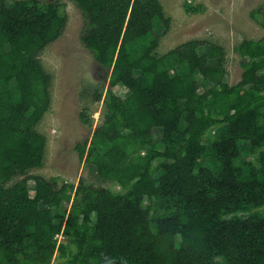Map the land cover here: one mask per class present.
I'll return each mask as SVG.
<instances>
[{
	"label": "trees",
	"instance_id": "1",
	"mask_svg": "<svg viewBox=\"0 0 264 264\" xmlns=\"http://www.w3.org/2000/svg\"><path fill=\"white\" fill-rule=\"evenodd\" d=\"M73 1L86 18L82 43L108 76L93 89L94 99L105 90L104 119L75 148L120 189L54 188L55 178L26 174L43 165L36 124L50 103L36 55L67 16L58 1L0 0V264H264V43L235 47L242 73L229 85L212 42L155 54L154 22L168 26L159 0ZM257 13L264 25V4Z\"/></svg>",
	"mask_w": 264,
	"mask_h": 264
},
{
	"label": "rangeland",
	"instance_id": "2",
	"mask_svg": "<svg viewBox=\"0 0 264 264\" xmlns=\"http://www.w3.org/2000/svg\"><path fill=\"white\" fill-rule=\"evenodd\" d=\"M13 0H7L11 4ZM41 2L58 1L67 16L65 27L59 37L47 44L39 52L37 59L44 70L50 74L48 87L50 103L42 118L36 124L38 132L46 137L43 165L27 171V175H37L46 180L55 178L54 188H59L63 180H80L95 187L119 190L114 182L99 177L95 167L84 159L80 160L75 144L90 141L95 130L101 125L105 112V90L103 98L94 99V87H107L108 76L96 62L91 52L81 40L86 29V18L73 0H39ZM168 26L165 29L161 21L154 22V31L159 34L155 54L161 56L189 40L212 42L222 48L225 74L222 80L234 85L241 78V57L235 47L243 39L260 40L264 43V25L259 21L257 10L264 0H159ZM199 6L197 11L187 10L184 4ZM264 71V70H263ZM201 79V75H196ZM206 87L212 83L205 81ZM112 91L124 96L127 89L117 84ZM217 128V127H215ZM215 130V129H214ZM212 129L211 132L214 131ZM217 131V130H216ZM159 129L153 131L154 138H159ZM210 144V138L203 140ZM245 147V143L241 142ZM208 153V150H205ZM236 161L240 165L244 159H253V153L244 154ZM201 162L210 166L211 157H202ZM25 175L11 177L5 185L9 187ZM34 185L28 180V186ZM33 194V191L30 192ZM53 213L55 212L52 209ZM264 214V206L258 209ZM240 212V216H246ZM62 240L61 235H57ZM57 262L56 259L53 260Z\"/></svg>",
	"mask_w": 264,
	"mask_h": 264
}]
</instances>
